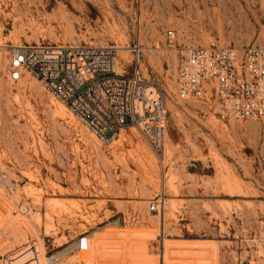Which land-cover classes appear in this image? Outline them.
Instances as JSON below:
<instances>
[{"label": "rangeland", "instance_id": "374dc122", "mask_svg": "<svg viewBox=\"0 0 264 264\" xmlns=\"http://www.w3.org/2000/svg\"><path fill=\"white\" fill-rule=\"evenodd\" d=\"M42 42L139 65L165 97L162 151L131 127L104 143L11 80L12 47ZM211 45L264 48V0H0V264H264V121L177 95L181 50Z\"/></svg>", "mask_w": 264, "mask_h": 264}, {"label": "built area", "instance_id": "2783aa9c", "mask_svg": "<svg viewBox=\"0 0 264 264\" xmlns=\"http://www.w3.org/2000/svg\"><path fill=\"white\" fill-rule=\"evenodd\" d=\"M168 36L175 38L173 31ZM140 50L135 48L137 61ZM117 66L114 47L42 42L10 51L11 80L25 72L33 75L102 142L112 143L131 127L155 151H162L167 127L163 93L142 78L139 65L133 74L118 72ZM175 84L182 100L210 95L224 117L264 121L263 47H185ZM163 207L158 201L151 210Z\"/></svg>", "mask_w": 264, "mask_h": 264}, {"label": "water", "instance_id": "95a60500", "mask_svg": "<svg viewBox=\"0 0 264 264\" xmlns=\"http://www.w3.org/2000/svg\"><path fill=\"white\" fill-rule=\"evenodd\" d=\"M85 240H86V239H84V240L82 241L83 246H85V245H84ZM85 247H86V246H85Z\"/></svg>", "mask_w": 264, "mask_h": 264}, {"label": "bare ground", "instance_id": "6f19581e", "mask_svg": "<svg viewBox=\"0 0 264 264\" xmlns=\"http://www.w3.org/2000/svg\"><path fill=\"white\" fill-rule=\"evenodd\" d=\"M223 7V6H222ZM118 65H119V61H118ZM117 70H118V66H117Z\"/></svg>", "mask_w": 264, "mask_h": 264}]
</instances>
